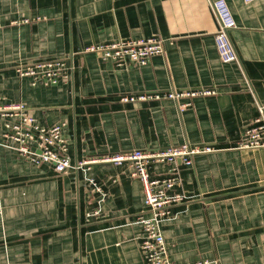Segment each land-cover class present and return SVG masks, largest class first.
Masks as SVG:
<instances>
[{
    "label": "crops",
    "instance_id": "crops-1",
    "mask_svg": "<svg viewBox=\"0 0 264 264\" xmlns=\"http://www.w3.org/2000/svg\"><path fill=\"white\" fill-rule=\"evenodd\" d=\"M231 11L238 61H221L213 3ZM160 38L165 53L118 67L85 50ZM67 60L69 79L33 86L18 69ZM211 89L180 113L174 101L127 96ZM182 101L181 103H186ZM26 106L64 125L72 164L133 151L214 147L178 161L175 218L161 224L175 264H264V148L239 150L264 109V0H0V107ZM8 120L0 114V138ZM13 123V121L11 122ZM15 123V122H14ZM168 166L154 164L152 178ZM94 180L102 193L94 192ZM144 188L128 166L58 174L0 148V264H147Z\"/></svg>",
    "mask_w": 264,
    "mask_h": 264
},
{
    "label": "built area",
    "instance_id": "built-area-1",
    "mask_svg": "<svg viewBox=\"0 0 264 264\" xmlns=\"http://www.w3.org/2000/svg\"><path fill=\"white\" fill-rule=\"evenodd\" d=\"M252 2L254 0H246ZM213 12L219 23V30L215 35L218 53L223 63L238 61V55L230 39V32L235 29L231 11L223 1L213 3ZM94 53L103 61H113L118 67L133 63L146 66L152 58L165 53L164 42L160 38H149L125 42L118 40L101 46H94L85 50ZM70 66L67 60L38 62L21 67L18 73L21 78H31L33 86L50 87L66 82L69 79ZM218 93L211 89L170 91L165 94H142L123 97V103H137L171 100L174 101L180 113L192 107L193 100L216 96ZM186 103H181L182 101ZM0 114L8 120L5 132L0 138V148L16 152L22 159L34 166H53L61 175H70L80 171L87 173L96 164H113L128 166L131 177L141 182L144 188L145 210L138 217V224L144 229L141 246L142 256L147 264H175L169 255L166 240L160 230L161 224L175 218L174 207L184 204L188 196L175 193L181 184L178 161L186 167H191L194 158L216 151L213 147H171L158 151H133L102 158H95L85 162L72 164L68 157V145L64 139V125L51 127L39 126L26 106L18 105L11 108H1ZM261 117L253 126L247 128L239 144V150H254L264 148V109ZM13 121V123H11ZM15 122V123H14ZM154 164L168 166L167 175L162 179L152 178L150 168ZM93 193H102L101 188L92 179L87 180ZM12 264V263H7Z\"/></svg>",
    "mask_w": 264,
    "mask_h": 264
}]
</instances>
